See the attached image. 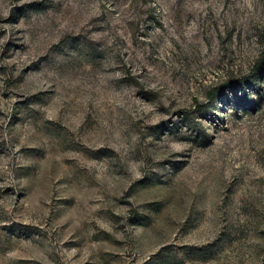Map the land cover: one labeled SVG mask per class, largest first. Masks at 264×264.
I'll use <instances>...</instances> for the list:
<instances>
[{
	"label": "rangeland",
	"instance_id": "374dc122",
	"mask_svg": "<svg viewBox=\"0 0 264 264\" xmlns=\"http://www.w3.org/2000/svg\"><path fill=\"white\" fill-rule=\"evenodd\" d=\"M0 264H264V0H0Z\"/></svg>",
	"mask_w": 264,
	"mask_h": 264
}]
</instances>
